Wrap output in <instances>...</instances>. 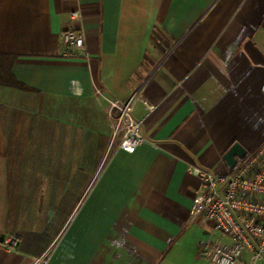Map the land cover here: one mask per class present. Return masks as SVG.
<instances>
[{
  "label": "crops",
  "instance_id": "0c3cea01",
  "mask_svg": "<svg viewBox=\"0 0 264 264\" xmlns=\"http://www.w3.org/2000/svg\"><path fill=\"white\" fill-rule=\"evenodd\" d=\"M75 8L84 46L66 53ZM0 53L31 88L0 84V264H211L230 239L187 232L213 228L187 167L264 141V0H0ZM135 90L127 152L108 104Z\"/></svg>",
  "mask_w": 264,
  "mask_h": 264
},
{
  "label": "built area",
  "instance_id": "2783aa9c",
  "mask_svg": "<svg viewBox=\"0 0 264 264\" xmlns=\"http://www.w3.org/2000/svg\"><path fill=\"white\" fill-rule=\"evenodd\" d=\"M70 28L61 32V45L66 53H75L84 46L79 8L69 12ZM137 91L124 99H111L108 113L114 121L112 143L133 152L143 140L141 121L131 111ZM200 183L193 195L191 213L194 218L211 221L213 228L226 235L230 243L210 241L203 255L211 264H264V141L254 150L235 157L226 170H207L188 165ZM15 234L2 238L6 247L18 243ZM247 254V260L242 258Z\"/></svg>",
  "mask_w": 264,
  "mask_h": 264
},
{
  "label": "trees",
  "instance_id": "16d2710c",
  "mask_svg": "<svg viewBox=\"0 0 264 264\" xmlns=\"http://www.w3.org/2000/svg\"><path fill=\"white\" fill-rule=\"evenodd\" d=\"M13 59L14 56L11 54L0 53V84L13 86L20 89H31L15 78L11 71Z\"/></svg>",
  "mask_w": 264,
  "mask_h": 264
},
{
  "label": "rangeland",
  "instance_id": "374dc122",
  "mask_svg": "<svg viewBox=\"0 0 264 264\" xmlns=\"http://www.w3.org/2000/svg\"><path fill=\"white\" fill-rule=\"evenodd\" d=\"M60 215H62V213H60ZM197 223H194L187 231L193 238H195V240L206 242L209 239H219L225 237L219 231L212 228L209 224L201 223L199 220Z\"/></svg>",
  "mask_w": 264,
  "mask_h": 264
},
{
  "label": "water",
  "instance_id": "95a60500",
  "mask_svg": "<svg viewBox=\"0 0 264 264\" xmlns=\"http://www.w3.org/2000/svg\"><path fill=\"white\" fill-rule=\"evenodd\" d=\"M245 152V148L238 142H233L223 154V160L227 167H231L235 162L236 156H241Z\"/></svg>",
  "mask_w": 264,
  "mask_h": 264
}]
</instances>
